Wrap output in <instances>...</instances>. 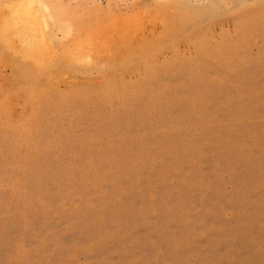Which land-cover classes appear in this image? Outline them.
I'll return each instance as SVG.
<instances>
[{"label":"rangeland","instance_id":"rangeland-1","mask_svg":"<svg viewBox=\"0 0 264 264\" xmlns=\"http://www.w3.org/2000/svg\"><path fill=\"white\" fill-rule=\"evenodd\" d=\"M0 264H264V0H0Z\"/></svg>","mask_w":264,"mask_h":264},{"label":"bare ground","instance_id":"bare-ground-1","mask_svg":"<svg viewBox=\"0 0 264 264\" xmlns=\"http://www.w3.org/2000/svg\"><path fill=\"white\" fill-rule=\"evenodd\" d=\"M76 15V14H75ZM81 19V18H80ZM62 21V20H61ZM74 23V22H73ZM71 26V25H70ZM106 28V27H105ZM64 29H66V27L64 28ZM63 30V29H62ZM90 30V29H89ZM76 31V30H75ZM42 34V33H41ZM41 36H43V35H41ZM40 36V37H41ZM82 36V35H81ZM99 36V35H98ZM46 40V39H45ZM83 40V39H82ZM41 41H42V37H41ZM43 42V41H42ZM75 42V41H74ZM55 44V43H54ZM43 46V45H42ZM30 47V46H29ZM30 49V48H29ZM42 52V51H41ZM40 53V52H39ZM43 53V52H42ZM31 55V54H30ZM29 56V55H28ZM48 63V62H47Z\"/></svg>","mask_w":264,"mask_h":264}]
</instances>
